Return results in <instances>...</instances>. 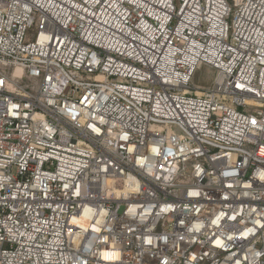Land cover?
I'll return each mask as SVG.
<instances>
[{
  "label": "built area",
  "instance_id": "1",
  "mask_svg": "<svg viewBox=\"0 0 264 264\" xmlns=\"http://www.w3.org/2000/svg\"><path fill=\"white\" fill-rule=\"evenodd\" d=\"M0 264H264V0H0Z\"/></svg>",
  "mask_w": 264,
  "mask_h": 264
},
{
  "label": "rangeland",
  "instance_id": "2",
  "mask_svg": "<svg viewBox=\"0 0 264 264\" xmlns=\"http://www.w3.org/2000/svg\"><path fill=\"white\" fill-rule=\"evenodd\" d=\"M213 76H214V72L212 70H210L206 66H201L198 69H196L193 75L192 82L196 86L205 88V87H208L212 83ZM22 82L34 84V86L37 87L39 84V79L24 77L22 79Z\"/></svg>",
  "mask_w": 264,
  "mask_h": 264
},
{
  "label": "bare ground",
  "instance_id": "3",
  "mask_svg": "<svg viewBox=\"0 0 264 264\" xmlns=\"http://www.w3.org/2000/svg\"><path fill=\"white\" fill-rule=\"evenodd\" d=\"M198 91V90H197Z\"/></svg>",
  "mask_w": 264,
  "mask_h": 264
}]
</instances>
